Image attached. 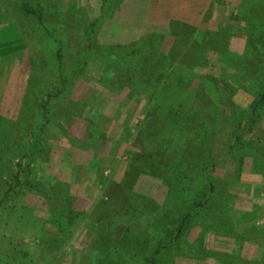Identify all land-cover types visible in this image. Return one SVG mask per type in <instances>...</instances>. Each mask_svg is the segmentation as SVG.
<instances>
[{
  "label": "rangeland",
  "instance_id": "obj_1",
  "mask_svg": "<svg viewBox=\"0 0 264 264\" xmlns=\"http://www.w3.org/2000/svg\"><path fill=\"white\" fill-rule=\"evenodd\" d=\"M43 1L67 13L55 28L61 72L57 47L24 18L17 0H0V27L9 24L26 45L0 53V264H150L161 244L157 264H264V165L249 149L264 142V125L244 133L264 86V29L244 21L254 14V0L215 1L195 30L175 17L153 24L149 0H129L100 22V50L132 46L155 30L166 61L146 84L117 64L91 61L87 78L72 86L80 35L101 1ZM181 3L190 6L166 4L174 14L187 8ZM79 15L84 21L77 24ZM51 47L53 66L46 58ZM42 76L37 105L48 102L51 90L60 93L43 129L41 113H28L27 95ZM203 131L216 164L205 177ZM207 181L212 195L173 247L167 232L207 195ZM219 253L233 259L213 255Z\"/></svg>",
  "mask_w": 264,
  "mask_h": 264
},
{
  "label": "trees",
  "instance_id": "obj_2",
  "mask_svg": "<svg viewBox=\"0 0 264 264\" xmlns=\"http://www.w3.org/2000/svg\"><path fill=\"white\" fill-rule=\"evenodd\" d=\"M20 7H21V13L24 16V18L29 21L32 25V27L40 33V35H43L47 39H49L53 45L57 47L56 57H57V69H59V72L62 71L63 68V46L61 43V40L58 36V30L55 28H58L60 26V23L62 21H65L67 18V13L64 14L60 12L56 7L53 5H50L49 3L43 1V0H17ZM101 6H100V13L97 18L92 19L88 32H82L80 35V41H81V54L76 62L73 74L71 76V84L79 81L83 77L87 78L86 75V66L91 61H102L103 63L107 64H117V68L121 67L124 72H126L128 75H130V79L134 82L146 84L153 73L157 71L159 62L163 59V61H166L164 56V46L161 43V33L157 31H152L148 35H145L141 38L139 42L134 43L132 46H115L108 45L105 51H101L100 48H104L99 44V39L95 35L97 33L100 22H103L106 18H112L115 17L117 12L121 10V7L124 3H126L129 0H100ZM151 1V0H149ZM149 1H146V11L149 6ZM256 7L254 8V14L247 15L244 19L247 24H250V26H258V30L264 29V1L263 0H254ZM144 11V9H143ZM69 15V12H68ZM207 20V19H206ZM84 21L83 16L79 15L77 18V24H80ZM256 24V25H255ZM9 25V24H8ZM7 24H3L0 27V53L1 54H12L19 52L21 50H24L26 48L24 39L22 36H20L17 31H13L11 28L7 27ZM249 26V25H248ZM249 26V27H250ZM190 30H195V27H192L188 25ZM257 29V28H256ZM176 38V37H175ZM100 47V48H99ZM52 47L51 50L46 54L47 61L51 66H53L52 61ZM119 68V69H121ZM52 71L49 70L47 75L50 74ZM46 75V76H47ZM46 76H42L40 78H37L31 83H29V90H28V102L31 105L28 109V113L33 115L37 114V111L41 113L42 116V127L47 126V124L51 123V118L49 115V104L51 99L58 98L60 96V93H58L56 90H51L49 94V100L48 102L44 103L42 106L39 104H36V87H39L43 83ZM69 83V82H68ZM47 86L48 82L46 83ZM62 84L66 87V82L64 78H62ZM38 103V102H37ZM40 108V109H39ZM22 119L20 118L17 120L16 124ZM249 124L247 125L248 129L244 130L245 134H250L254 131L256 128V125L259 123H262L264 119V86L263 89L259 95V98L257 102L252 106L251 108V114L249 116ZM195 128H200V123L197 120L194 124ZM239 131V130H238ZM202 134L204 136V144L206 146V157L202 160V171L204 173V177L207 176L208 170H213L216 167V164L212 160L213 159V149L212 144L209 142V136L207 132L203 131ZM239 133V132H238ZM43 134L42 131L37 134L38 136V143L39 146L38 150L41 152L43 150V145H39L40 140H43ZM22 143V142H21ZM237 144V143H236ZM232 144L230 146V149L232 150H242V146ZM28 146V144L26 143ZM86 145H89L88 143ZM91 147V146H90ZM89 146H84L83 148L85 150H88L90 148ZM30 149V147H29ZM245 150H248L246 146H244ZM254 152V154L257 155L258 159L261 161V163L264 165V142L256 141L253 143V145L249 148ZM212 152V153H211ZM209 153V154H208ZM211 154V156H210ZM23 160H29L28 156H24ZM206 161V162H205ZM23 164L20 163V167ZM21 169H25L24 166L21 167ZM17 178V177H16ZM15 178V180H17ZM208 180L205 178V181ZM59 181V180H58ZM190 184L196 183L193 179L190 180ZM26 187H33L34 189H39V187L35 184H33L30 181L25 182ZM60 184V183H59ZM208 184V192L207 195H204L200 200H198L195 203V206L191 211H188L185 216L180 220V223L176 225V228L174 230H169L167 232L168 235L172 238L171 242H173L171 245L175 246L178 242L179 238L183 236V234L186 232V229L188 228V225L193 218V215L196 212H199L200 209L203 207L205 202H208L209 197L213 193V185L209 181H207ZM61 185V184H60ZM45 195L46 199H49V196ZM206 199V200H205ZM54 199H50V202H53ZM171 231V232H170ZM173 246V247H174ZM165 248L164 245H160V247L153 253L152 261L150 264H157L158 263V256L160 255V251ZM216 258L220 260H230L233 258H230L228 254H213Z\"/></svg>",
  "mask_w": 264,
  "mask_h": 264
},
{
  "label": "crops",
  "instance_id": "obj_3",
  "mask_svg": "<svg viewBox=\"0 0 264 264\" xmlns=\"http://www.w3.org/2000/svg\"><path fill=\"white\" fill-rule=\"evenodd\" d=\"M167 1L169 0H152L149 5V13L148 18L149 21L153 24H167L171 23L172 19L175 17L178 19L177 21L185 22L187 25L195 27L198 29L205 20V14L208 12V9L215 4L217 0H190V6H185L184 3L181 7L187 8H176L175 13H171L172 10L169 5H167ZM225 1V0H223ZM226 2V1H225ZM228 3V2H227ZM227 5V4H224ZM181 13V16H180ZM264 125V120L262 122ZM262 130L264 137V128H260Z\"/></svg>",
  "mask_w": 264,
  "mask_h": 264
}]
</instances>
